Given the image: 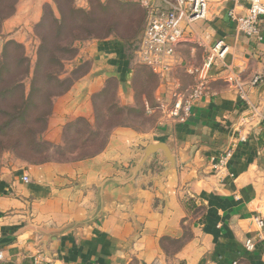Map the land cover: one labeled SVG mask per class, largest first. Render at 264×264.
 <instances>
[{
  "label": "crops",
  "instance_id": "crops-1",
  "mask_svg": "<svg viewBox=\"0 0 264 264\" xmlns=\"http://www.w3.org/2000/svg\"><path fill=\"white\" fill-rule=\"evenodd\" d=\"M89 1L72 3L88 9ZM50 5L18 0L1 25L5 42L31 41ZM247 6L208 0L206 18L186 31L162 75L137 66L115 37L79 48L68 72L86 71L52 100L45 138L59 143L67 126L92 123L111 82L117 108L138 111L152 125L116 126L86 159L19 161L3 172L0 264H32L36 256L45 264H264V19L258 40L236 33L229 16L244 15ZM217 41L227 54L214 61L187 121L175 123L168 116L173 95L190 92L195 81L187 70L200 67ZM140 71L151 80H141ZM228 149V173L219 178L211 159Z\"/></svg>",
  "mask_w": 264,
  "mask_h": 264
},
{
  "label": "rangeland",
  "instance_id": "rangeland-1",
  "mask_svg": "<svg viewBox=\"0 0 264 264\" xmlns=\"http://www.w3.org/2000/svg\"><path fill=\"white\" fill-rule=\"evenodd\" d=\"M13 1L15 2L13 6L15 11L18 0ZM58 1L61 3L64 12L66 10L61 34L57 35V39L66 45L64 50L60 52L62 58L60 79L62 83L56 88V92H59L61 96L86 71V65H81L74 71L68 72L72 65L71 62H73L79 48L85 42L115 37L124 41L127 45L128 43L132 45L138 41L142 34L145 26V16L137 5L118 0H90L88 9L76 8L72 5L74 10H71V5L69 6L67 0ZM66 8H70V10ZM59 18L57 6L54 3L45 6L42 13L43 26L38 27L40 20L39 25L37 24L34 28L35 37L31 41H27L26 45L10 41L23 46L25 56L30 61L32 70L37 60V52L41 46L39 36H52L57 31L54 19ZM1 25L0 59L5 48H12L11 43L5 42L7 35L1 33ZM141 72L143 71L139 73L141 80H151L146 72ZM29 82L30 79L26 81V91L29 89ZM115 88L113 82L107 85L104 93L97 101L96 118L92 123L79 120L67 126L59 143L47 140L45 132H43L41 140L37 141V145L33 147V153L19 150L12 145L6 146L7 150L0 151V175L5 171L12 172L15 170L19 161L42 163L51 160L70 161L89 158L105 147L110 131L118 125L134 124L136 122L138 128L146 129L150 127L152 121L138 118V111L117 108Z\"/></svg>",
  "mask_w": 264,
  "mask_h": 264
},
{
  "label": "built area",
  "instance_id": "built-area-1",
  "mask_svg": "<svg viewBox=\"0 0 264 264\" xmlns=\"http://www.w3.org/2000/svg\"><path fill=\"white\" fill-rule=\"evenodd\" d=\"M137 5L145 12V26L133 51V61L155 74L162 75L169 71L175 62L177 46L184 38L186 31H190L192 24L204 20L208 11V0H118ZM247 8L244 15L236 16L233 11L229 13L234 22L235 31L246 37H257L260 40V26L264 19L263 0H245ZM228 47L224 41H217L208 52L205 61L200 67L187 70V74L194 78L195 84L186 96L174 94L169 105L168 116L175 123L183 124L190 117L191 108L205 93L209 71L215 60L224 59ZM259 77H255L256 84ZM264 126V119H263ZM239 142L245 141L238 137ZM233 150L228 149L217 158L211 159L212 168L220 177L228 173V165ZM229 176V175H228ZM231 177V176H230ZM22 181L28 183L29 179L23 177ZM259 226L261 220L255 219ZM245 248L252 251L254 244L250 239L245 241ZM2 253L0 252V261ZM32 264H45L40 256L33 258Z\"/></svg>",
  "mask_w": 264,
  "mask_h": 264
},
{
  "label": "trees",
  "instance_id": "trees-1",
  "mask_svg": "<svg viewBox=\"0 0 264 264\" xmlns=\"http://www.w3.org/2000/svg\"><path fill=\"white\" fill-rule=\"evenodd\" d=\"M52 1L57 6L60 16L59 19H54L57 31L52 36H39L41 46L33 70L21 44L6 42L11 43L12 48H5L0 59V151L2 152L7 150L6 146L12 145L19 150L33 153V147L41 140L47 128L52 100L60 96V93L56 92V88L62 83L60 52L66 45L57 39V35L61 34L66 10L64 12L58 0ZM67 3L71 5V10H74L72 0H67ZM14 5L13 0H0V25L14 13ZM66 9L70 10V8ZM143 13L145 16L144 11ZM39 24L38 27L43 26L42 19ZM136 43L132 45L128 43L132 54L136 49ZM29 79V89L26 91L25 84Z\"/></svg>",
  "mask_w": 264,
  "mask_h": 264
},
{
  "label": "water",
  "instance_id": "water-1",
  "mask_svg": "<svg viewBox=\"0 0 264 264\" xmlns=\"http://www.w3.org/2000/svg\"><path fill=\"white\" fill-rule=\"evenodd\" d=\"M150 154V151L149 150H147L146 152H145V154H144V159L148 156Z\"/></svg>",
  "mask_w": 264,
  "mask_h": 264
}]
</instances>
